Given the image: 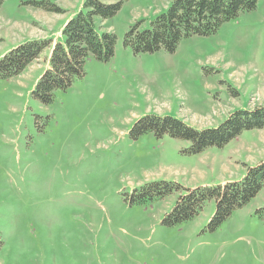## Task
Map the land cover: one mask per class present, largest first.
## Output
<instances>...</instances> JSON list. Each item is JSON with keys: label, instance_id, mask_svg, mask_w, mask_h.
<instances>
[{"label": "rangeland", "instance_id": "rangeland-1", "mask_svg": "<svg viewBox=\"0 0 264 264\" xmlns=\"http://www.w3.org/2000/svg\"><path fill=\"white\" fill-rule=\"evenodd\" d=\"M43 1L62 13L33 5ZM175 1L126 0L115 17L95 19L117 38L113 58L89 61L84 77L49 104L32 93L51 48L0 81V264H264V187L214 231V200L193 220L168 226L183 193L143 198L155 183L237 182L264 161V129L190 156L184 140L132 134L146 116L205 130L264 108V0L174 52L135 54L124 45L130 27L149 29ZM83 3L6 0L0 59L28 41L60 42Z\"/></svg>", "mask_w": 264, "mask_h": 264}, {"label": "trees", "instance_id": "trees-1", "mask_svg": "<svg viewBox=\"0 0 264 264\" xmlns=\"http://www.w3.org/2000/svg\"><path fill=\"white\" fill-rule=\"evenodd\" d=\"M6 0H0V7ZM260 0H176L166 12L157 16L149 29L141 30L139 24L125 34L124 45L135 54L154 53L160 50L174 52L179 43L193 36H209L240 14L256 9ZM126 0H84L82 9L62 29L60 42L40 39L28 41L8 52L0 59V81L20 75L34 61L51 48L49 66L39 79L33 97L49 104L57 90H67L75 80L84 77L85 67L92 59L110 61L115 53L117 38L109 32H100L97 18L106 21L115 17ZM53 13H62L47 1L33 4ZM264 129V108L257 111L232 113L217 128L197 130L182 121L159 116L140 119L132 130L135 136L147 132L162 137L165 134L189 142L181 152L198 155L208 148H222L244 131ZM264 187V161L248 167L245 176L237 182L219 186L183 189L175 183H155L143 193L145 197H164L181 191L173 210L164 223L179 226L199 216L207 202H216L215 213L208 228L216 230L238 209L250 203Z\"/></svg>", "mask_w": 264, "mask_h": 264}]
</instances>
